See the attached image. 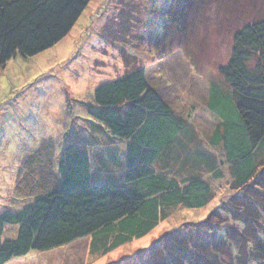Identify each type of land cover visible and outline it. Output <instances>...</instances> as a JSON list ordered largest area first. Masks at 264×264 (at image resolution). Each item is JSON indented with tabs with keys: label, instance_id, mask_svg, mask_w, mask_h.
<instances>
[{
	"label": "trees",
	"instance_id": "trees-1",
	"mask_svg": "<svg viewBox=\"0 0 264 264\" xmlns=\"http://www.w3.org/2000/svg\"><path fill=\"white\" fill-rule=\"evenodd\" d=\"M90 1L0 0V69L17 55L34 57L58 44ZM195 1L175 0L182 19ZM218 79L207 84L205 109L214 127L203 148L193 123L149 83L145 67L98 85L84 106L95 122L92 142L111 146L70 144L59 154L48 138L20 161L12 208L0 213V264L84 238L91 256L106 257L146 237L171 212L208 208L221 167L235 191L229 203L109 264H264V204L257 205L264 171V19L233 34ZM107 137L126 141L123 162L120 143ZM202 171L213 180L202 179Z\"/></svg>",
	"mask_w": 264,
	"mask_h": 264
},
{
	"label": "rangeland",
	"instance_id": "rangeland-1",
	"mask_svg": "<svg viewBox=\"0 0 264 264\" xmlns=\"http://www.w3.org/2000/svg\"><path fill=\"white\" fill-rule=\"evenodd\" d=\"M174 4L175 0H91L58 44L34 57L17 55L0 69V213L12 208L20 161L48 138L59 154L70 144L98 145L101 151L111 146L110 141L92 142L97 131L84 105L98 85L136 68L145 67L149 83L177 114L193 123L203 141L198 147L206 146L214 127L205 109L207 84L219 80L218 68L229 58L233 34L264 19V0H196L184 20ZM119 143L117 157L123 162L126 141ZM216 151L211 150L220 154ZM221 168V180L200 173L202 179L213 180L217 192L208 208L171 212L146 237L106 257L91 256L89 238H84L49 252H31L8 264H109L132 257L184 222L202 220L221 202L229 203L235 191L230 188L228 168ZM193 176L199 177V172ZM257 185L260 207L264 171Z\"/></svg>",
	"mask_w": 264,
	"mask_h": 264
}]
</instances>
